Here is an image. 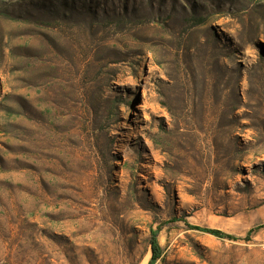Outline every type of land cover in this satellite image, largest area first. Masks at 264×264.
<instances>
[{
	"label": "rangeland",
	"instance_id": "rangeland-1",
	"mask_svg": "<svg viewBox=\"0 0 264 264\" xmlns=\"http://www.w3.org/2000/svg\"><path fill=\"white\" fill-rule=\"evenodd\" d=\"M155 232L153 264H264V0H0V264Z\"/></svg>",
	"mask_w": 264,
	"mask_h": 264
},
{
	"label": "trees",
	"instance_id": "trees-1",
	"mask_svg": "<svg viewBox=\"0 0 264 264\" xmlns=\"http://www.w3.org/2000/svg\"><path fill=\"white\" fill-rule=\"evenodd\" d=\"M85 87L87 88V84L85 85ZM86 106H87V108H89V107L95 108L96 107L95 102H94V97H91L88 95V99L86 98ZM194 228L199 229L201 231H204L206 233H210V234L217 236V237H220V238H228V239H238L239 238L235 235L226 233V232H224L220 229H217V228L199 227V226H194ZM251 232H252V230L249 232V234H251ZM152 250H153V257L150 261L151 264H153L156 261V259L161 256V252H162V249H161L160 244H159L157 237H156V232H155L154 237L152 239Z\"/></svg>",
	"mask_w": 264,
	"mask_h": 264
}]
</instances>
